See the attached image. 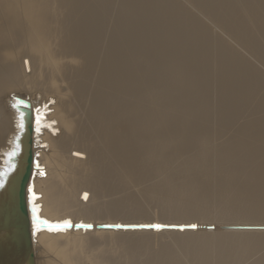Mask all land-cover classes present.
Returning a JSON list of instances; mask_svg holds the SVG:
<instances>
[{"label":"bare ground","instance_id":"6f19581e","mask_svg":"<svg viewBox=\"0 0 264 264\" xmlns=\"http://www.w3.org/2000/svg\"><path fill=\"white\" fill-rule=\"evenodd\" d=\"M28 125L35 264H264V0H0V174Z\"/></svg>","mask_w":264,"mask_h":264},{"label":"water","instance_id":"95a60500","mask_svg":"<svg viewBox=\"0 0 264 264\" xmlns=\"http://www.w3.org/2000/svg\"><path fill=\"white\" fill-rule=\"evenodd\" d=\"M29 129L30 126L28 125L27 132L21 138L20 144L17 143L19 148L9 156V161L12 164L11 170L0 174V183L3 184V187H0V264H35L30 221L39 223L41 229H45L49 224H61H42L40 221L43 219L40 217L35 221L33 220L32 207H29L30 213L28 212L25 191L26 188L30 187V183H27L34 173L28 137ZM79 225L81 224L73 226L79 228L77 227ZM140 226L143 225H126L119 228H142ZM98 227L119 229L115 225L107 224L98 225Z\"/></svg>","mask_w":264,"mask_h":264},{"label":"snow or ice","instance_id":"6c2138e0","mask_svg":"<svg viewBox=\"0 0 264 264\" xmlns=\"http://www.w3.org/2000/svg\"><path fill=\"white\" fill-rule=\"evenodd\" d=\"M18 104L20 103L19 101L17 102ZM25 107H27V105H24ZM21 128H23V114H21V123L19 125ZM43 175V173H41ZM0 187H3V184L0 183ZM29 193L32 194V199H36L37 197L35 196L34 193H32V189L29 188ZM39 219V217L36 215V209L33 208V220H37ZM40 223L42 224H48L47 221H40ZM72 227L71 225V222L70 221H64L62 222L61 224H57V225H51L49 224L48 225V230L49 231H65L67 230L68 228ZM77 227H83L85 229H88V228H91L90 225H79ZM115 227L119 228L121 227L120 225H115ZM140 227H149V228H152V229H155V230H160L163 226L162 225H159V224H153V225H143V226H140Z\"/></svg>","mask_w":264,"mask_h":264},{"label":"rangeland","instance_id":"374dc122","mask_svg":"<svg viewBox=\"0 0 264 264\" xmlns=\"http://www.w3.org/2000/svg\"><path fill=\"white\" fill-rule=\"evenodd\" d=\"M115 9V8H114ZM110 29V28H109ZM213 29L215 30V32H216V27H213ZM110 38V34L109 33H107L106 35H105V37H104V39H102V40H106V39H109ZM101 39L99 40V44H100V46H102V43H103V41H102ZM102 52H104V49H102ZM152 81H150L149 82V85L151 86L152 84ZM137 222H139V221H137ZM147 222H153V223H157V221H155V220H146V221H144L142 224H135V225H150V224H153V223H147ZM161 225H166V224H161ZM215 226H217L216 228H214V231H217L218 229H220L221 227L219 226V225H215ZM246 226H250L249 224H247ZM153 230V229H152ZM161 230H163V229H161ZM153 231H157V230H153Z\"/></svg>","mask_w":264,"mask_h":264}]
</instances>
